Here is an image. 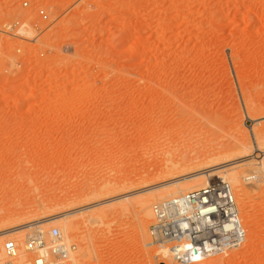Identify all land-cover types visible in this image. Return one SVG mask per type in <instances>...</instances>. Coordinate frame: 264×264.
Instances as JSON below:
<instances>
[{
    "label": "rangeland",
    "instance_id": "1",
    "mask_svg": "<svg viewBox=\"0 0 264 264\" xmlns=\"http://www.w3.org/2000/svg\"><path fill=\"white\" fill-rule=\"evenodd\" d=\"M16 21L10 35L5 25ZM183 97L188 109L177 105ZM204 111L214 116L203 124ZM183 122L189 140L167 148L165 126ZM260 130L264 0H0V264L4 242L23 252L34 228H57L74 244L72 264H177L150 244L152 206L203 178L182 181L193 173L165 167L177 153H234L240 141L259 156ZM255 167L237 170L261 177ZM243 181L245 199L225 180L243 245L198 264H264V179Z\"/></svg>",
    "mask_w": 264,
    "mask_h": 264
},
{
    "label": "built area",
    "instance_id": "2",
    "mask_svg": "<svg viewBox=\"0 0 264 264\" xmlns=\"http://www.w3.org/2000/svg\"><path fill=\"white\" fill-rule=\"evenodd\" d=\"M22 2V7H27ZM38 19L48 22L42 7ZM21 29L19 22L6 24L7 32ZM264 179L252 175L250 180ZM153 222L149 227L150 244L165 249L177 264H198L206 259L239 249L245 240L239 211L229 184L211 181L201 189L180 193L152 206ZM35 230L24 240L23 249L32 256L27 264H72L76 252L57 228ZM20 252L12 240L4 242L3 264H15Z\"/></svg>",
    "mask_w": 264,
    "mask_h": 264
},
{
    "label": "bare ground",
    "instance_id": "3",
    "mask_svg": "<svg viewBox=\"0 0 264 264\" xmlns=\"http://www.w3.org/2000/svg\"><path fill=\"white\" fill-rule=\"evenodd\" d=\"M188 104H190V103H187L184 100V97L181 100H179L178 103H177V105H180V106H182L185 109H188V107H191L190 106L191 104L189 106H188ZM208 113H206L204 111V112H202L199 115L200 118L202 119V123L203 124H204V122L206 123V122H209V121H211L213 119V116L214 115L211 116ZM180 114L182 116L183 113L180 112ZM165 127H166L167 132H168V140L166 142L167 148L168 147L169 148L170 147H174V146L178 145V143L179 144L182 143V141H184V140H187L188 141L189 140L188 138L191 136V133H190L191 126L189 124H184V122H183L182 125H180V127L172 126V125L170 126V124L168 125V127H167V125ZM252 136H253L254 142L257 144V150L260 152L259 153L260 154L259 156L258 155L257 156L256 155L253 156L254 153H251V151H252V145L248 141H246L247 143L246 142H241V141L240 142H236L235 144L233 143L232 149L235 152L233 151L234 153H229V154H224V153H217V154L216 153H177L176 156H177V158L179 157L178 158L179 159L178 160L179 162L178 161L172 162L169 166H166L165 168L168 171H176L175 174H177V175H179V173L182 174V173H186V172H188V174H189V172L190 173H193V174L188 175V176H185L186 175L185 174L184 175L185 177L181 179L182 181L183 180H187V179H190V180L193 179L194 180L195 178H197V180L199 178L200 179L203 178V180L201 182H199L198 184L194 185V186L192 185L191 187H187V188H178L177 187L176 189H169L170 191H168V193L166 191L167 194L166 193L163 194L164 197L165 198H171L174 195L176 196V194L178 195L180 193H184V192H189V191L201 189V188L205 187L206 185H208L211 181H213V180L210 179L211 177H213V179L215 177V179L217 178V179H219V181H221V180H223V181L228 180L229 182H231L232 185H235L238 188V191H239L240 195L245 199L247 197V195H248V192L246 190L247 187H244V185H243L244 183L243 184L241 183L243 181V179L246 182V176L245 177L243 176L245 170L242 171V170H237V169L239 167L241 168L242 166H250L251 165L253 167L256 166L255 168H259V169H263L264 170V152L261 150V147H263V145H264V131H261V130L260 131H254L252 133ZM207 138L210 139V137H207ZM200 139H202V138H200ZM203 139H204V137H203ZM209 139H206L205 141L207 142V141H209ZM201 143H202V141H201ZM205 146H206V144H205ZM201 147H202V145H201ZM206 152H208V151H206ZM166 154L167 155H165V156H172L173 157L175 153H166ZM210 157H212V158H210ZM207 158L212 159V160L214 158L215 159V162L212 163V161H211V163H210L209 161L206 160L207 162H209V164H207V162H206V165H204L203 162H202V160L207 159ZM250 161H254V163L253 162L250 163ZM237 162H240V163H239V165L237 164L238 166H235L236 165L235 163H237ZM183 166H186L187 168H185V167L184 168L187 169V170L181 169V168H183ZM259 169H258V171H259ZM255 170H257V169H255ZM175 174H174V172H172V175L173 176H175ZM263 174H264V172H262L261 176ZM245 175H247V174H245ZM255 176L256 175H254V177ZM179 181L180 180H178V182ZM170 184H173V185L177 184V180H173ZM107 186L110 187V185H107ZM101 188L103 189V187H101ZM111 188L112 187H110V189ZM168 188H170V187L168 186ZM105 189H106V187H105ZM99 191H100V189H99ZM116 193H118L117 190L113 192V194H116ZM129 196H131V194H129V193L128 194L121 195V196H117V197L115 196L116 198L113 197L114 199H112V201L113 200L114 201H116V200H126ZM108 202L109 201H107V202H105V201L103 202L102 201V202H100L97 205L105 204V203H108ZM137 204H138V206L142 210L147 209V207H148V200H147L146 197L145 198L142 197V198H139V199L137 198ZM83 209H85V208H81V209L77 210V212L83 211ZM103 213H104V209H100V210H98L96 212H93L92 215L93 216L94 215H101ZM144 216L145 217H151V213L150 212H146L144 214ZM64 217H66V216H64ZM57 218L58 217H55V216L52 217V218L50 217L49 219H46L45 220V223L44 224H46V225L47 224H49V225L50 224H53V223H55L54 221H57L56 220ZM59 219H60V217H59ZM144 219H145L144 220V224H145L146 222H148L147 221L148 219H146V218H144ZM140 222H139V224H140ZM40 224H39V226H40ZM142 224L143 223H141V225ZM49 225H47V226H49ZM141 227H143V226H141ZM26 228L27 229H30V228L32 229L34 227H31V225L29 224L27 226H20L18 228H15V229H13L11 231L6 232V233L7 234H15L16 235V234L22 233V231H25ZM142 229H144V228H142ZM22 237H23V235H22ZM22 241H21V243H22ZM20 252H19L20 254H18V256H17L18 259L16 258V262L19 263V264H25L27 262L26 261V259H27L26 254L27 253L25 251L22 252L21 250H20ZM166 255L168 256V259L171 260V258L169 257L168 253H166Z\"/></svg>",
    "mask_w": 264,
    "mask_h": 264
}]
</instances>
